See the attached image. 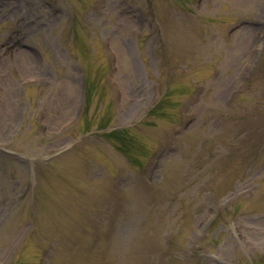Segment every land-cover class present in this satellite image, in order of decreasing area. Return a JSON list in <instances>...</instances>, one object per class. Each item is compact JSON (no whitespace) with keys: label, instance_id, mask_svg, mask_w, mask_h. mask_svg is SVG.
I'll return each mask as SVG.
<instances>
[{"label":"rangeland","instance_id":"374dc122","mask_svg":"<svg viewBox=\"0 0 264 264\" xmlns=\"http://www.w3.org/2000/svg\"><path fill=\"white\" fill-rule=\"evenodd\" d=\"M121 240L134 264L264 261V0H0V264Z\"/></svg>","mask_w":264,"mask_h":264},{"label":"bare ground","instance_id":"6f19581e","mask_svg":"<svg viewBox=\"0 0 264 264\" xmlns=\"http://www.w3.org/2000/svg\"><path fill=\"white\" fill-rule=\"evenodd\" d=\"M248 37V36H247ZM242 42V48H243V42L244 41H241ZM127 51V50H126ZM26 56L27 57H30L31 54L30 52H26ZM119 61H120V58H119ZM120 70V69H119ZM119 72V71H118ZM16 87V85H15ZM16 90V88H15ZM121 245H119L117 248H115L113 251H108L106 253V264H109L110 261L112 260L113 256L116 255V254H119V256L121 257L122 261L126 264H133L132 260L130 261V255H131V252H132V249L130 248H127L126 245L123 246V241H121L120 243Z\"/></svg>","mask_w":264,"mask_h":264}]
</instances>
